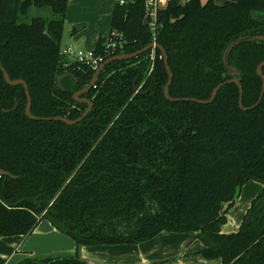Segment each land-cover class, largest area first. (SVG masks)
Segmentation results:
<instances>
[{
	"label": "trees",
	"instance_id": "obj_1",
	"mask_svg": "<svg viewBox=\"0 0 264 264\" xmlns=\"http://www.w3.org/2000/svg\"><path fill=\"white\" fill-rule=\"evenodd\" d=\"M68 0H0V62L23 79L37 117L76 119L73 99L94 71L61 52ZM35 12V13H31ZM153 31L143 0H115L110 32L93 52L103 61L150 42L161 45L173 98L208 99L238 71L241 105L258 99L264 62V0H167ZM108 40L114 50L104 52ZM120 45V46H119ZM264 76V65L261 67ZM60 78L59 83L57 79ZM157 48L105 65L82 97L79 122L25 115L21 84L0 70V237L27 236L41 219L82 245L135 244L158 233L195 232L205 259L264 264V93L239 106L225 83L210 103L170 101ZM249 180L261 183L237 231L224 233L227 212ZM16 264H85L77 252L33 255Z\"/></svg>",
	"mask_w": 264,
	"mask_h": 264
},
{
	"label": "crops",
	"instance_id": "obj_2",
	"mask_svg": "<svg viewBox=\"0 0 264 264\" xmlns=\"http://www.w3.org/2000/svg\"><path fill=\"white\" fill-rule=\"evenodd\" d=\"M115 0H68L61 50L68 45L93 49L99 36L110 32ZM167 0H163L164 7ZM66 57V56H65ZM258 192L250 198V201ZM228 210L221 231H237L250 205L238 203ZM237 203V204H236ZM195 232H165L135 244L82 245L41 219L27 236L0 237V264H16L33 255H65L77 252L85 264H221L220 259H205L198 254L202 243Z\"/></svg>",
	"mask_w": 264,
	"mask_h": 264
},
{
	"label": "water",
	"instance_id": "obj_3",
	"mask_svg": "<svg viewBox=\"0 0 264 264\" xmlns=\"http://www.w3.org/2000/svg\"><path fill=\"white\" fill-rule=\"evenodd\" d=\"M246 39V37H238L236 38L235 40L231 41L227 47L225 48L224 50V53H223V62L226 66V68L229 70L230 74H231V78L223 81V82H220L219 84H217L211 91V94H210V97L208 99H205V100H202V99H196V98H191V97H181V98H173L169 95V92H168V89H169V84L171 82V79H172V72H171V69L168 65V62H167V56H166V51L165 49L159 45L158 43L156 42H150L149 44H147L145 47L141 48V49H138V50H135L131 53H121V54H117V55H113V56H110L108 58H106L104 61H102L99 66L97 67V69L94 71L89 83L84 86L83 88H81L80 90H77L76 92H74L73 94V99L76 100V101H80V102H85L87 104V107L85 108V110L81 113V115L79 117H77L76 119H68L66 117H62V116H53V117H46V118H43V117H37V116H34L31 114L30 112V107H31V97H30V94H29V91H28V87H27V84L26 82L23 80V79H14V80H11L7 74V72L5 71L4 67L2 66L1 62H0V70L3 74V78L4 80L6 81V83L10 84V85H16V84H21L23 86V89H24V93L26 95V105H25V109H24V112H25V115L31 119H34V120H39V119H53V120H60V121H63L65 123H68V124H74L76 122H79L81 121L87 114L88 112L90 111L91 107H92V102L90 99L88 98H85V97H82L83 94L87 93L95 84L96 80H97V77L99 75V73L101 72V70L105 67V65L109 64L110 62L112 61H115V60H121V59H128V58H133L143 52H145L146 50L148 49H154V48H157L161 51V54H162V58H163V62L165 64V68H166V71H167V75H168V78H167V82L165 83V86H164V96L167 100H170V101H180V100H192V101H196V102H199V103H210L213 101V99L215 98L218 90L225 84V83H234L236 84V86L238 87V90H239V106L240 108L246 110V109H250L256 105L259 104V102L261 101L262 99V96H263V93H264V76L261 74V67L264 65V62H261L257 68H256V72L257 74L261 77L262 79V86H261V91H260V95L257 99V101L250 107H243L241 105V97H242V85H241V82L238 78V71H236L233 67L231 66H228L227 65V55L230 51V49L238 42L242 41ZM251 39H254V40H261V41H264V35H258V36H253ZM60 78L59 77L57 79V83H59L60 81ZM0 174H6L5 171L1 170L0 169Z\"/></svg>",
	"mask_w": 264,
	"mask_h": 264
},
{
	"label": "built area",
	"instance_id": "obj_4",
	"mask_svg": "<svg viewBox=\"0 0 264 264\" xmlns=\"http://www.w3.org/2000/svg\"><path fill=\"white\" fill-rule=\"evenodd\" d=\"M119 3H124V0H119ZM143 3L145 10V18L147 20L149 28L151 29V31H153L154 36L155 30L157 28L156 15L162 3H160V0H143ZM116 44V41H111L107 39V42L104 44V52L108 53L114 50ZM61 52L63 55L66 56L69 61L76 60L85 63L93 70H96L99 64L103 61L102 55L95 54L93 52V49H81L68 45L65 46L61 50Z\"/></svg>",
	"mask_w": 264,
	"mask_h": 264
},
{
	"label": "rangeland",
	"instance_id": "obj_5",
	"mask_svg": "<svg viewBox=\"0 0 264 264\" xmlns=\"http://www.w3.org/2000/svg\"><path fill=\"white\" fill-rule=\"evenodd\" d=\"M162 1L163 0H160V3H162ZM31 13H35V12H31ZM261 187H262L261 183L255 180H249L246 183H244L241 187L238 203L243 202V203H247L248 205L250 202V198L253 195H255L257 192L259 193V191L261 190Z\"/></svg>",
	"mask_w": 264,
	"mask_h": 264
}]
</instances>
